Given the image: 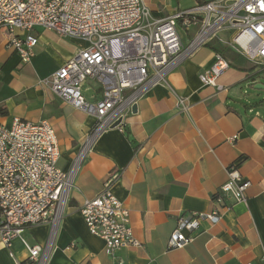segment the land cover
Masks as SVG:
<instances>
[{"label": "crops", "instance_id": "crops-1", "mask_svg": "<svg viewBox=\"0 0 264 264\" xmlns=\"http://www.w3.org/2000/svg\"><path fill=\"white\" fill-rule=\"evenodd\" d=\"M171 3L147 0L156 16L184 8H173ZM0 31V121L7 125L14 117L49 121L58 142V166L66 170L95 119L40 81L87 42L35 27L31 30L38 37L35 54L29 62H21L6 45L5 30ZM227 34L221 32L220 38L213 37L182 59L163 82L137 100L136 110L127 114L122 127L99 135L74 177L45 264H264V114L257 108L264 101L242 102L247 86L264 89L260 80L264 71L228 44ZM215 49L229 61L218 79L223 86L219 90L199 79L212 64ZM83 94L87 100L99 98V84L87 79ZM179 96L192 103L187 113L176 110ZM232 164L250 181L246 200L226 197L218 223L203 220L193 232V242L168 248L180 216L215 207L212 195L228 180L226 169ZM111 170L120 172L112 191L129 209L130 225L141 246L106 254L103 240L89 233L78 206L100 192ZM50 230L49 224H39L23 233L32 245L43 248ZM27 256L19 238L9 247L0 240V264H29Z\"/></svg>", "mask_w": 264, "mask_h": 264}, {"label": "built area", "instance_id": "built-area-1", "mask_svg": "<svg viewBox=\"0 0 264 264\" xmlns=\"http://www.w3.org/2000/svg\"><path fill=\"white\" fill-rule=\"evenodd\" d=\"M35 27L87 42L40 83L95 119L66 170L58 166V142L49 121L18 117L9 125L0 121V240L9 247L19 238L29 264H45L84 157L103 131L116 122L114 127L123 126L132 106L150 87L163 82L199 46L220 38L221 32L228 33V44L264 67V0H205L163 16L154 15L147 0H0V29L5 30L6 45L21 62H29L35 54L38 37L31 31ZM190 30L193 37L185 43ZM228 68L229 61L216 52L199 79L203 85L222 89L218 79ZM87 79L99 84V98H85ZM191 106L185 97L176 98L178 113H187ZM226 171L228 180L212 195L215 207L180 216L168 248L193 242L201 221L218 223L226 197L246 200L250 181L235 164ZM119 176L118 170H111L100 192L78 206L89 233L103 240L106 254L119 247L141 246L130 225L129 209L112 191ZM39 224L51 227L43 248L28 245L21 237L25 228Z\"/></svg>", "mask_w": 264, "mask_h": 264}, {"label": "rangeland", "instance_id": "rangeland-1", "mask_svg": "<svg viewBox=\"0 0 264 264\" xmlns=\"http://www.w3.org/2000/svg\"><path fill=\"white\" fill-rule=\"evenodd\" d=\"M171 1H172L171 5L173 8H175L177 5L180 7H184V8L190 7V6L194 5V3L196 2L195 0H171ZM1 33H2V31H0V40L2 39V36H3ZM192 35H193V30H190L189 35L185 36V38H184L185 43L189 42V39H192V37H193ZM228 38H229V35L227 34L226 39H228ZM254 66L257 68H260V69H262V71H264V68H262V66H259V65H254ZM260 80L264 83V75ZM261 100L264 101V89H260V90L256 89L255 90L254 88L248 87V86L245 88V96H244L242 102L250 104V103L259 102ZM262 106L263 107L258 106L257 108H258V110L261 109L262 113L264 114V105H262ZM21 237L26 241V243L28 245H32V242H31L30 238L28 237L27 233H25V232L22 233Z\"/></svg>", "mask_w": 264, "mask_h": 264}, {"label": "water", "instance_id": "water-1", "mask_svg": "<svg viewBox=\"0 0 264 264\" xmlns=\"http://www.w3.org/2000/svg\"><path fill=\"white\" fill-rule=\"evenodd\" d=\"M254 87H255V88H261L259 84H256ZM135 110H136V105L134 104V105L132 106V111H135ZM117 123H118V122L114 123L112 126L114 127Z\"/></svg>", "mask_w": 264, "mask_h": 264}, {"label": "trees", "instance_id": "trees-1", "mask_svg": "<svg viewBox=\"0 0 264 264\" xmlns=\"http://www.w3.org/2000/svg\"><path fill=\"white\" fill-rule=\"evenodd\" d=\"M203 1H205V0H196V2H203ZM217 52H219V50L218 49H215Z\"/></svg>", "mask_w": 264, "mask_h": 264}]
</instances>
